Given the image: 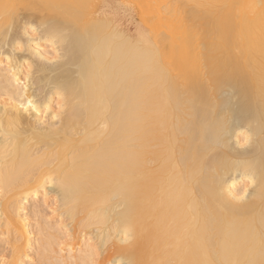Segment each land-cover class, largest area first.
<instances>
[{"label":"bare ground","instance_id":"6f19581e","mask_svg":"<svg viewBox=\"0 0 264 264\" xmlns=\"http://www.w3.org/2000/svg\"><path fill=\"white\" fill-rule=\"evenodd\" d=\"M106 1L0 0V34L17 5L18 20L72 21L95 48L57 64L59 38L41 27L27 52L0 59L1 264H258L264 0H119L113 13ZM133 11L136 34L118 24ZM89 72L96 89L61 111L57 83ZM178 97L192 102L187 127H175ZM69 177L82 186L73 198Z\"/></svg>","mask_w":264,"mask_h":264},{"label":"snow or ice","instance_id":"6c2138e0","mask_svg":"<svg viewBox=\"0 0 264 264\" xmlns=\"http://www.w3.org/2000/svg\"><path fill=\"white\" fill-rule=\"evenodd\" d=\"M17 5H5V11L3 15L5 17L11 15L12 20L10 24L5 25L3 33L0 34V59L5 55L8 56L9 64L12 63V57L15 56L17 52L25 53L29 50L32 43H34L33 37L40 31L41 27L51 29L55 32L59 38L60 44L59 47L54 43L53 52L56 54L57 64H69L77 63L83 59H86L87 56L91 53H95V48L89 44L85 46L82 41L79 39V33L77 31L76 25L72 21H51L48 23H43L41 25H36L34 22H29L24 20L23 17H19V20L14 13H10L8 9H15ZM19 7L24 8L28 7L27 5H20ZM113 27H118V25H113ZM117 35L119 33L117 32ZM142 39L147 46H151V40L146 33L143 34ZM11 47V52H7L6 49ZM25 64H28V74L31 76L33 74V66L29 64L28 60L24 61ZM42 70V69H41ZM96 89V81L94 75L89 72L87 74L80 73L78 79L72 78L71 75H67L63 80L59 81L56 85L57 95L62 101L60 105L61 111L64 110L66 106V101L71 95H75L83 90L87 93L89 90ZM28 108L32 111H36V108L33 106L32 101H28ZM178 108L183 109L180 116L176 117L175 127H187L189 121L192 119V102L184 100L182 97H178ZM26 111L28 109H25ZM37 115H44L45 118L48 117L47 112H37ZM53 120L58 119L57 115L51 117ZM101 128H106V124H101ZM228 127L227 120H223L218 128L216 135L219 138L227 136ZM250 137L245 136V143L249 142ZM200 170L194 169L190 175L189 179L195 181L199 175ZM250 183H255V177L252 176L249 178ZM60 187L67 198H73L81 193L82 186L78 180H75L72 177L68 178L67 183H61ZM97 190L93 188V191ZM247 194V189L244 190ZM48 193L45 192L47 197ZM125 239H128V236H125ZM261 259L258 264H264V231L261 232ZM214 264V262H213ZM246 264H257L255 260L246 261Z\"/></svg>","mask_w":264,"mask_h":264},{"label":"rangeland","instance_id":"374dc122","mask_svg":"<svg viewBox=\"0 0 264 264\" xmlns=\"http://www.w3.org/2000/svg\"><path fill=\"white\" fill-rule=\"evenodd\" d=\"M117 1V2H116ZM115 2V3H114ZM118 2H119V0H107L106 1V5L110 8V9H108L107 10V12L108 13H113V9L115 10V9H117V4H118ZM109 4V5H108ZM114 7V8H113ZM23 13L24 12H21L20 14H22L23 15ZM28 13V12H27ZM34 13H36V12H33L32 13V16H33V14ZM132 13V15L130 14L129 16H127L126 18H118V20H119V22H118V24L122 27V28H126L125 30H127L128 32H131V34H136V32H137V29H138V27L139 26H141V21L139 20V18H138V13H137V11H133V12H131ZM30 14V13H29ZM28 14V15H29ZM31 15V14H30ZM36 15H38V14H36ZM35 15V16H36ZM34 17V16H33ZM143 25V24H142ZM144 26V25H143ZM109 253V252H108ZM108 253H104L103 255L104 256H107L108 255ZM8 256H9V250L7 249V247H0V264L2 263V262H5L7 259H8ZM4 260V261H3Z\"/></svg>","mask_w":264,"mask_h":264}]
</instances>
